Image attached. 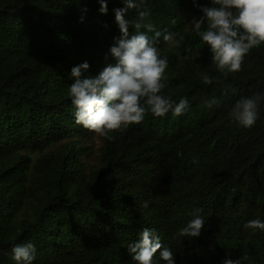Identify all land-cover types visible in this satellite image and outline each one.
Masks as SVG:
<instances>
[{
	"label": "trees",
	"instance_id": "16d2710c",
	"mask_svg": "<svg viewBox=\"0 0 264 264\" xmlns=\"http://www.w3.org/2000/svg\"><path fill=\"white\" fill-rule=\"evenodd\" d=\"M106 2L101 14L98 0H0V264H16L11 250L26 242L37 249L32 264H135L127 249L144 228L175 264H264V230L244 227L264 221V101L250 128L230 116L241 98L264 94V44L225 76L190 25L211 0H145L144 23L182 39L156 45L169 65L159 94L187 98L189 108L148 112L100 136L94 153L95 133L77 124L69 85L73 67L87 62L83 75L96 76L116 62L114 10L124 3ZM126 19L131 35L137 11ZM196 208L201 235L179 236Z\"/></svg>",
	"mask_w": 264,
	"mask_h": 264
},
{
	"label": "clouds",
	"instance_id": "9594fccd",
	"mask_svg": "<svg viewBox=\"0 0 264 264\" xmlns=\"http://www.w3.org/2000/svg\"><path fill=\"white\" fill-rule=\"evenodd\" d=\"M98 3L99 12L107 14L106 0H98ZM123 3V8L114 10L120 31L110 48L115 64H107L96 76L83 75L90 67L87 62L71 70L73 82L69 85V94L75 107L76 122L101 136L141 123L148 112L155 117H164L170 111L174 116H180L189 108L187 98L175 103L159 94L167 86L164 81L169 65L167 56L161 58L156 45L161 36L165 43L177 47L182 39L177 40L176 33L167 29L156 30L151 22L144 23L150 15L149 11L141 10L145 0H123ZM133 9L137 11L138 19L131 22L135 32L130 35V22L126 16ZM199 10L203 15L193 18L190 25L209 46L212 63L225 76L238 73L250 50L264 44V0H211V6ZM172 23L175 24V20ZM142 28L145 31H141ZM202 79L205 84L213 82L208 75H203ZM142 98L145 106L141 105ZM262 101L264 94L261 93L241 98L232 107L231 118L242 127H252L259 118ZM217 104L216 98L206 101L209 108ZM202 212V208L194 209L193 218L178 235L198 238L206 222ZM244 227L264 230V221L253 219ZM127 250L135 264H158L154 259L157 253L165 264H175L174 253L162 244L160 236L151 228L142 229L138 241L129 244ZM36 251L32 242H26L15 245L11 255L16 264H32ZM224 264H241V261L226 259Z\"/></svg>",
	"mask_w": 264,
	"mask_h": 264
},
{
	"label": "rangeland",
	"instance_id": "374dc122",
	"mask_svg": "<svg viewBox=\"0 0 264 264\" xmlns=\"http://www.w3.org/2000/svg\"><path fill=\"white\" fill-rule=\"evenodd\" d=\"M100 136L99 134L95 133V135L92 137V141L88 143V146L91 147L92 151L96 153L97 148L100 146Z\"/></svg>",
	"mask_w": 264,
	"mask_h": 264
}]
</instances>
